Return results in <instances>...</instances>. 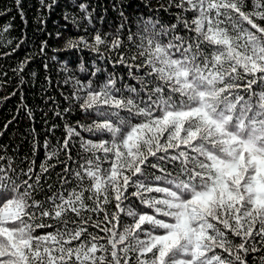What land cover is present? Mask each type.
<instances>
[{"label": "snow or ice", "instance_id": "snow-or-ice-1", "mask_svg": "<svg viewBox=\"0 0 264 264\" xmlns=\"http://www.w3.org/2000/svg\"><path fill=\"white\" fill-rule=\"evenodd\" d=\"M77 7L88 35L66 47L127 67L135 83L81 62L88 79H65L69 107L55 115L77 108L90 122L66 123L52 150L45 141L39 172L0 146V264H264V0H167L175 23L145 20L128 34L131 55L95 26V8ZM27 62L12 69L21 85Z\"/></svg>", "mask_w": 264, "mask_h": 264}, {"label": "trees", "instance_id": "trees-1", "mask_svg": "<svg viewBox=\"0 0 264 264\" xmlns=\"http://www.w3.org/2000/svg\"><path fill=\"white\" fill-rule=\"evenodd\" d=\"M79 2L80 0H56L49 10L42 8L39 0H21L20 8L24 17L22 19L15 0H0V12L5 13L0 15V31L5 25H12L8 32L0 36V81H7L3 87H0V131L4 130L5 124L12 121L4 135L0 136V146H7L8 155L19 168L26 169L31 161H35V171L39 172L41 162L46 159L45 141L49 146L48 150H52L57 147V141L63 140L66 123L75 127L77 121L81 124L90 122L84 119V114L77 108H73L71 114H65L64 118L55 115L57 110L62 111L69 107L65 96L70 94L71 86L65 84V79L70 74H75L81 80L88 79L87 73L80 71L81 62L91 70L95 61L108 72L114 71L118 77H123L125 82L135 83L129 77L127 67L117 64L114 68L108 61L97 60V54L86 48L66 47L69 39L75 40L88 35L84 32L87 22L82 19L83 13L77 7ZM83 2L89 4L90 10L95 8V26L101 29L102 33H109V40L118 34L125 46L120 51H125L128 55L135 51L132 43L128 41L129 32L140 31L144 27L145 20L148 19H156L164 24L175 23V17L170 13L178 11L174 8L168 11L161 8L160 5L166 4L167 0H83ZM45 3L51 4L52 0H45ZM121 12L124 13V17H121ZM100 17H103L102 21ZM121 24L124 25L123 28H120ZM92 31L93 29L89 27V33ZM57 33L60 34L59 38ZM43 41H47L48 46L41 54ZM5 53L9 55H4ZM106 55H109L112 61L117 59V53H106ZM26 58L28 62L24 72L20 74L24 79L21 85L20 76L12 69L17 68ZM45 63L48 65L47 68L44 67ZM143 71L144 69H141L140 72H136L133 69L135 75H140ZM3 73H7V76ZM100 78L102 80L103 76ZM14 89H18L15 96L6 101L2 99ZM21 93L23 102H21ZM24 105L32 110L31 118ZM81 135L85 139L92 138L90 133L81 132ZM78 148L77 143L73 148L74 159ZM60 158L63 159L62 154ZM48 162L56 163V158ZM0 163L6 164L7 161ZM62 168V164H57L51 170V178L47 183H53L56 180V173L61 172ZM50 194L47 191L41 192L38 198L43 199ZM130 202L134 207H138V210L147 211L139 204L136 197H130ZM128 219L130 218H125L126 221Z\"/></svg>", "mask_w": 264, "mask_h": 264}]
</instances>
